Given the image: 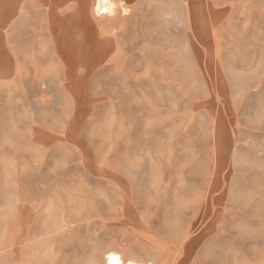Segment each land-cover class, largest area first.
<instances>
[{"label": "rangeland", "instance_id": "374dc122", "mask_svg": "<svg viewBox=\"0 0 264 264\" xmlns=\"http://www.w3.org/2000/svg\"><path fill=\"white\" fill-rule=\"evenodd\" d=\"M131 21L0 132V264H264V0H134Z\"/></svg>", "mask_w": 264, "mask_h": 264}, {"label": "crops", "instance_id": "0c3cea01", "mask_svg": "<svg viewBox=\"0 0 264 264\" xmlns=\"http://www.w3.org/2000/svg\"><path fill=\"white\" fill-rule=\"evenodd\" d=\"M95 1L0 0V132L25 131L28 110L55 109L59 78L103 66L132 28L134 0H117L112 17L94 14Z\"/></svg>", "mask_w": 264, "mask_h": 264}, {"label": "bare ground", "instance_id": "6f19581e", "mask_svg": "<svg viewBox=\"0 0 264 264\" xmlns=\"http://www.w3.org/2000/svg\"><path fill=\"white\" fill-rule=\"evenodd\" d=\"M107 0H97L95 1L94 11L97 13H105L110 10L109 4L106 2ZM95 14V13H94ZM190 30V29H189ZM191 33V32H190ZM106 264H124L121 256L115 252H109L106 255ZM126 264H138L135 261L128 260Z\"/></svg>", "mask_w": 264, "mask_h": 264}]
</instances>
